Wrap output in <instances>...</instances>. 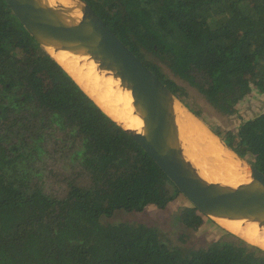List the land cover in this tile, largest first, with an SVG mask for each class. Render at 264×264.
<instances>
[{"label": "trees", "instance_id": "16d2710c", "mask_svg": "<svg viewBox=\"0 0 264 264\" xmlns=\"http://www.w3.org/2000/svg\"><path fill=\"white\" fill-rule=\"evenodd\" d=\"M83 1L179 99L180 87L161 65L222 115L234 112L251 85L264 94V0ZM0 85L7 93L17 89L19 109L31 111L40 129L57 122L78 146L62 198L11 179L5 169L16 159L7 157L10 149L0 152V264H264L263 250L234 236L185 248L143 224L101 223L116 211L166 208L181 195L39 47L4 0ZM22 137L19 151L25 148ZM222 139L239 155L237 141L252 155L251 167L264 175V113ZM203 217L189 205L178 220L195 230Z\"/></svg>", "mask_w": 264, "mask_h": 264}, {"label": "water", "instance_id": "95a60500", "mask_svg": "<svg viewBox=\"0 0 264 264\" xmlns=\"http://www.w3.org/2000/svg\"><path fill=\"white\" fill-rule=\"evenodd\" d=\"M4 1L39 47L82 91L80 85L47 48H55V53L81 52L82 56H87L89 61L93 62L97 73L112 78L120 88L127 91L132 98L133 108L141 113V129L128 130L109 118L140 146L190 205L217 227L250 243L226 226L229 223H238L239 220L256 225L264 224L262 173L251 165L243 164L244 169H247L255 180V186L242 183L236 187H227L204 180L199 175L200 171L194 159L185 156V147L195 158L197 153L186 135L182 137L176 108L183 109L217 141L218 135L211 132L182 100L111 32L85 1L70 0L72 5L79 7V15L75 18L69 15L70 8L67 12L60 3L56 4L58 6H49V0ZM218 142L232 152L235 162L242 163L239 155L226 144L223 145L220 140ZM240 231H243L241 226Z\"/></svg>", "mask_w": 264, "mask_h": 264}, {"label": "rangeland", "instance_id": "374dc122", "mask_svg": "<svg viewBox=\"0 0 264 264\" xmlns=\"http://www.w3.org/2000/svg\"><path fill=\"white\" fill-rule=\"evenodd\" d=\"M54 55L59 57L58 54ZM145 57L148 60L158 63V60L151 54H146ZM161 69L180 87L182 102L207 126V128H209V130H211V132L220 135H218V141L220 140L223 145L226 143L222 138L226 134L235 136L242 121L252 119L264 113V94L260 93L254 85H251L252 88L250 93L237 103L231 115H222L208 105L204 97L193 87L188 86L187 83L171 74L165 66L161 65ZM248 77H250V75ZM9 101L10 100H8V102ZM199 126L205 131L204 133L207 139L212 138L200 124ZM6 129L9 131H6ZM17 130V126L10 127V123L7 122L4 124L3 132L0 134L2 137V139L0 137V143L3 144V147L5 144L14 145L12 157L16 160L12 163L14 167L7 168V176L16 181L19 180V182L27 183L28 185L38 184L45 193L54 195L55 198H62L66 188L65 181H67V177L75 173L74 171L76 170L73 156L78 146H75L72 140L68 139L67 134H64L63 131L59 129L57 122H52L50 127L47 126L44 129H40L39 123L33 120L32 112L27 109H19V134H14L13 132ZM188 130L190 132L193 131L191 128H188ZM19 135L23 136L22 141L23 144L25 143V148L22 151H19ZM191 140L189 139L190 142H193V139ZM213 140L215 141L214 154L221 158L224 163L226 155L220 151L218 147L219 142L214 138ZM234 146L238 148L239 157L242 159L241 164L250 165L252 155L244 148L238 147L237 141H235ZM21 152H23L24 155L21 156ZM217 169L218 168L215 167L212 170L216 171ZM221 177L226 178V176H216L210 180V182L222 184L227 187H236L244 183L238 182L235 183V186L226 185L221 183ZM189 205L190 203L185 198L179 196L166 208L159 209L155 206H148L140 212L116 211L110 217H102L101 223L143 224L147 227L158 229L168 238L170 243L185 248L206 246L212 241L220 239L221 236L224 237V240H230V238L233 237L228 232L211 224L206 217H203L204 223L202 226L195 230L183 227L179 223L178 216L181 211ZM222 231L227 235L221 233ZM261 250L264 251L262 248Z\"/></svg>", "mask_w": 264, "mask_h": 264}, {"label": "bare ground", "instance_id": "6f19581e", "mask_svg": "<svg viewBox=\"0 0 264 264\" xmlns=\"http://www.w3.org/2000/svg\"><path fill=\"white\" fill-rule=\"evenodd\" d=\"M47 3L52 7L58 6L56 4L60 3L63 5L65 11L70 8L71 13L69 12V15L73 18L79 15V7L77 5H72L70 0H49ZM47 50L61 63L83 91L95 101L108 117L128 130L139 131L141 129V113L138 109L133 108L132 98L129 93L120 88L119 84L112 78L105 77L102 73H97L95 71V65L92 61H89L87 56H82V54H80L81 52L69 53L61 51L54 53L55 48H47ZM52 52L58 54L59 57H56ZM175 111L180 124V131L183 132L182 137L186 135L190 140L193 139V142L190 143L197 153L195 158L191 151L187 150L185 147V156L194 159L200 171L199 175L204 180L209 182V180H212L216 176H226V178H220L222 179L221 183L235 186V183L244 182L251 186H255V180L252 179L247 169H244L245 166L243 167L241 163L235 162L236 159L232 152L218 143L220 151L226 155V160L223 163V160L214 154L215 141L213 137L207 139L204 133L205 131L200 128L198 122L188 116L183 109L176 108ZM188 128H191L193 131L190 132ZM183 140L185 141V139ZM212 167H217L218 169L215 171L212 170ZM237 222L238 223H229V225L226 226L227 229L243 236L246 241L264 249V224H257V226L245 220H239ZM240 226L243 231H240Z\"/></svg>", "mask_w": 264, "mask_h": 264}, {"label": "flooded vegetation", "instance_id": "af4514ba", "mask_svg": "<svg viewBox=\"0 0 264 264\" xmlns=\"http://www.w3.org/2000/svg\"><path fill=\"white\" fill-rule=\"evenodd\" d=\"M17 92V89L11 90V93H7L6 90L5 92H3L0 85V134L3 132L4 124L7 122L10 123V127L17 126L18 130L13 133L19 134V101L17 98L19 95ZM8 100L10 101L8 102ZM6 131L9 130L6 129ZM2 145L3 144L0 143V152H2V150H5V154H7L8 149H10L12 152L14 151V145L5 144L4 147ZM7 155V157H12V153H9ZM12 163L13 162L10 163V167H14Z\"/></svg>", "mask_w": 264, "mask_h": 264}]
</instances>
